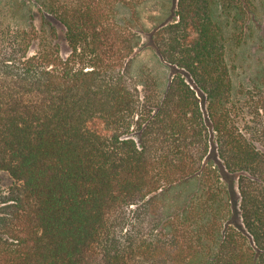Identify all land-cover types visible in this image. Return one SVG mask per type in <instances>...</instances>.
Listing matches in <instances>:
<instances>
[{
	"label": "trees",
	"instance_id": "1",
	"mask_svg": "<svg viewBox=\"0 0 264 264\" xmlns=\"http://www.w3.org/2000/svg\"><path fill=\"white\" fill-rule=\"evenodd\" d=\"M37 1L70 53L0 5V264H264V68L239 120L223 25L249 32L254 1L178 0L164 84L132 73L146 0Z\"/></svg>",
	"mask_w": 264,
	"mask_h": 264
},
{
	"label": "rangeland",
	"instance_id": "2",
	"mask_svg": "<svg viewBox=\"0 0 264 264\" xmlns=\"http://www.w3.org/2000/svg\"><path fill=\"white\" fill-rule=\"evenodd\" d=\"M256 6L255 15L251 23V30L249 32H242L236 30L234 24L229 23L226 16L223 18L224 33L227 45V59L231 68V76L233 80V90L235 99L238 98L235 110L233 113L238 115L239 120H242L245 114V107L243 105L245 98L243 92L250 88L252 78L258 73V70L264 68V0H253ZM178 0H146L141 3L135 9V18L133 23L136 26L138 32L141 33V43L135 51V61L132 66V73L137 75L139 68L145 66L149 69V73L157 79L159 83H166L174 74V70L168 67L162 62V59L155 51L152 45L153 32L162 25L165 20L173 19L176 15ZM13 4L12 18L22 28H29L31 25L38 30L43 27L45 21L51 22V27H54L60 40V53L62 56L67 57L70 53L68 42L64 37V28L55 19H46L44 16V9L37 0H0V5ZM31 10V13L29 12ZM121 17L129 18L130 13L125 9H120ZM46 14V13H45ZM170 22V21H169ZM31 24V25H30ZM39 40H35L30 48L31 53H34L38 47ZM188 83V76L183 74ZM192 79V77L190 76ZM193 80V79H192ZM193 84V88L196 90L198 97L201 99V105L206 113V97L202 95V92L196 88ZM142 84L140 89L142 91ZM237 97V98H236ZM243 109H242V107ZM206 115V122L211 132L209 119ZM243 127V123H240ZM214 132V131H213ZM213 135H211V155L208 161L217 165L216 155L217 148L213 141ZM214 158V159H213ZM230 178L225 177L222 181L226 182ZM233 182L237 181V178L232 177ZM13 183V178L7 171L0 172V187L7 190ZM228 183V182H227ZM227 186V185H226Z\"/></svg>",
	"mask_w": 264,
	"mask_h": 264
},
{
	"label": "water",
	"instance_id": "3",
	"mask_svg": "<svg viewBox=\"0 0 264 264\" xmlns=\"http://www.w3.org/2000/svg\"><path fill=\"white\" fill-rule=\"evenodd\" d=\"M188 76V79L191 83H193V80L190 78V76L188 74H186Z\"/></svg>",
	"mask_w": 264,
	"mask_h": 264
}]
</instances>
